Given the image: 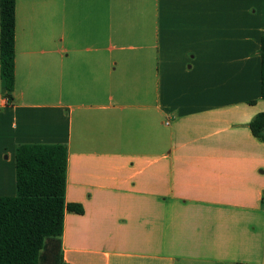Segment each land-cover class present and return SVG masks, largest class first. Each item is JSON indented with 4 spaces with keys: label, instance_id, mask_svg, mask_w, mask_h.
I'll return each mask as SVG.
<instances>
[{
    "label": "crops",
    "instance_id": "crops-1",
    "mask_svg": "<svg viewBox=\"0 0 264 264\" xmlns=\"http://www.w3.org/2000/svg\"><path fill=\"white\" fill-rule=\"evenodd\" d=\"M16 0L0 197L20 145L66 148L68 264H264V0Z\"/></svg>",
    "mask_w": 264,
    "mask_h": 264
},
{
    "label": "trees",
    "instance_id": "trees-1",
    "mask_svg": "<svg viewBox=\"0 0 264 264\" xmlns=\"http://www.w3.org/2000/svg\"><path fill=\"white\" fill-rule=\"evenodd\" d=\"M16 0H0V80L5 97L14 88ZM260 97L264 99V34L260 39ZM264 143V113L249 124ZM16 193L0 197V264H68L60 238L65 212L81 215L80 205L64 200L66 148L20 145L15 150Z\"/></svg>",
    "mask_w": 264,
    "mask_h": 264
},
{
    "label": "rangeland",
    "instance_id": "rangeland-1",
    "mask_svg": "<svg viewBox=\"0 0 264 264\" xmlns=\"http://www.w3.org/2000/svg\"><path fill=\"white\" fill-rule=\"evenodd\" d=\"M262 3L260 0H246L245 2V6L246 8H251V12L255 9L257 10L258 9V5ZM260 200H259V203L256 205L257 209L264 213V186L261 190V193H260Z\"/></svg>",
    "mask_w": 264,
    "mask_h": 264
}]
</instances>
